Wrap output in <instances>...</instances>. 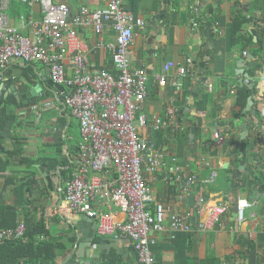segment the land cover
I'll use <instances>...</instances> for the list:
<instances>
[{
	"label": "crops",
	"instance_id": "0c3cea01",
	"mask_svg": "<svg viewBox=\"0 0 264 264\" xmlns=\"http://www.w3.org/2000/svg\"><path fill=\"white\" fill-rule=\"evenodd\" d=\"M64 1L74 10L88 5L99 11L103 6L100 0ZM202 1L125 0L136 19L147 23L144 29H135L131 56L133 68H144L149 74L148 93L142 107L148 126L139 128L141 136L149 142L143 153V174L153 197L149 205L151 209L157 205L165 208L166 228L154 234L155 264H264V146L258 142L264 138V0H223L217 8L213 0H207L198 18L195 7ZM162 8L165 13L152 24L153 16ZM30 13L40 19V4H35ZM206 15L210 17L205 18ZM235 17L241 21L236 32ZM210 22L215 34L212 40L207 31ZM16 24L19 26L20 21ZM81 34L90 46L92 68L118 74L112 54L94 47L99 35L91 28ZM106 36L112 38L113 33L109 30ZM250 54L253 59L249 58ZM205 57H208L209 82L216 89L203 92L201 99L185 104L192 77L188 74L178 77L179 66H187L189 58L202 63ZM169 61L175 62L176 67L167 82L161 84L157 75ZM253 62L256 66H252ZM14 68H18V77H14ZM27 73L30 77H26ZM245 73L251 75L247 83ZM46 76L50 78L48 67L39 61L14 62L6 71L0 68V83L8 78L17 83L30 80L31 87L39 84L42 88L41 99L53 103L42 106L35 114L34 126L31 121L27 127L18 126V118L16 126L9 123L0 132V148L4 147L3 158L8 161L7 168L0 171V210L8 206L16 208L18 223L23 221L30 227H38L34 244L50 243L54 255L42 246L31 253L29 248L25 249L17 257L14 249L9 248L0 256L6 264H59L66 251L74 248L92 227L83 224L81 232L77 222L84 214L68 210L62 192L69 180V172L63 174V171L69 164L60 162L54 166L51 160L71 162L78 144L72 156L66 140L74 116L64 104L62 91L47 86ZM180 79L185 85L181 93ZM179 93H183V100H179ZM250 99H253L254 115L247 109ZM194 103L196 108L190 106ZM186 106L189 111L185 114L186 121H192L197 132H193V127H179L178 137L171 131L168 138V128ZM9 111L14 112L10 108ZM155 117L164 119L166 126L156 129ZM76 122L80 129L77 118ZM216 132H220L221 140L216 138ZM49 152L58 155L51 157L47 155ZM158 153L163 155L162 163L152 172L149 158ZM45 163L51 170L60 166L59 174L52 176L53 190L38 174L36 165ZM240 200L254 202L245 209L242 222L238 220ZM220 203L227 204L229 210L210 230L174 233L170 228L174 214H190L189 222L196 228L206 219L208 204ZM99 207L103 212L112 210L119 220L126 217L124 212L104 202ZM92 238L90 248L98 257L87 260L93 264H142L130 238H104L97 230Z\"/></svg>",
	"mask_w": 264,
	"mask_h": 264
},
{
	"label": "built area",
	"instance_id": "2783aa9c",
	"mask_svg": "<svg viewBox=\"0 0 264 264\" xmlns=\"http://www.w3.org/2000/svg\"><path fill=\"white\" fill-rule=\"evenodd\" d=\"M100 1L103 6L94 11L88 5L74 10L64 0H0V68L6 71L14 62L39 61L48 67L50 79L65 87L64 104L79 120L82 137L76 157L71 160V177L63 190L68 210L96 218L101 237L130 238L140 262L155 264L154 234L166 228L165 208L157 205L151 209L149 205L153 197L143 174V153L149 142L139 132L140 127L148 126L142 107L149 74L144 68H133L131 56L135 29H144L147 23L136 19L125 0ZM17 2L31 10L39 3L42 17L22 13L18 26L11 14ZM89 28L99 35L94 47L112 54L118 74L92 68L90 46L81 34ZM109 30L112 38L106 36ZM191 62L189 58L187 66H179L178 77L187 75ZM174 67L173 61L165 63L157 75L161 84L167 82ZM36 107L42 109L40 104ZM166 124L164 119L155 117L156 129ZM215 136L221 140L220 132ZM162 159L161 153L150 157V171L156 170ZM102 202L124 212L125 219H117L112 210L103 212L99 207ZM253 204L248 200L238 202L239 222L243 221L245 209ZM207 209L206 219L196 228L189 222L190 214H174L170 228L174 233L206 232L221 220L229 206L208 204ZM26 231L23 221L15 228L2 229L0 243L21 238Z\"/></svg>",
	"mask_w": 264,
	"mask_h": 264
},
{
	"label": "water",
	"instance_id": "95a60500",
	"mask_svg": "<svg viewBox=\"0 0 264 264\" xmlns=\"http://www.w3.org/2000/svg\"><path fill=\"white\" fill-rule=\"evenodd\" d=\"M223 0H213L215 3V7L217 8L219 4L222 3ZM207 0H203L196 6L195 8H198V18H200V10L206 5ZM159 5H162L160 1L157 2ZM214 11V10H213ZM165 13V8L160 9L159 14L157 16H153L152 18V24L155 25L156 17H159L161 19V15ZM211 15V13H210ZM210 17V16H207ZM204 18V19H205ZM211 34L210 40L214 37V28L213 24L210 22L208 23V30ZM250 59H253V54L249 55ZM207 59L208 57H205V60L202 63H197V58H192V62L188 65V75L192 77L191 79V86L187 88V94L188 98L184 100L185 104L189 103L190 101H193L196 98H202L203 92H213L216 88L214 83L209 82V76H208V66H207ZM242 61H244L242 59ZM252 66H256V63L253 62ZM151 67V66H150ZM18 68L13 69L14 77H18L17 75ZM246 79L244 80L245 83L250 81L251 75L250 73L243 74ZM50 76V75H49ZM45 80L47 81V86L53 90L55 88L59 92H64L65 87L62 85L55 84L50 78L48 79V76L45 77ZM200 87V88H199ZM203 87V88H202ZM179 92L181 93L182 89L184 90L185 85L182 83V79H180V85H179ZM41 91L42 88L39 86V84L31 87L30 80H23L19 83L11 81L9 78L8 80H4L0 83V102H2L3 99L7 98L10 95H14L16 98V103H11L10 109L14 111V113L18 116L19 122L18 126L21 124H25L26 127L28 126V121L32 122V125L34 126L36 124L35 114L39 112L40 110L36 107L40 104V102L44 101V99H41ZM179 93V100H183V93L182 95ZM62 102V101H61ZM251 104H253V99H250L249 104L247 106V109H249L252 114H255V110L252 109ZM0 104V108H1ZM192 108H196L195 103L190 105ZM189 112L188 106H186L185 110L179 111V116L175 121V124L168 128V131L170 133L168 134V138L171 137V131L176 136V138L179 135V127H193V132H197L196 125L193 124L192 121L188 120L186 121L185 114ZM258 142L263 143L264 146V138L261 137ZM78 151V149L76 150ZM264 152V148H263ZM38 168V174L42 177H44L47 180L48 187L53 190V175L59 174L60 166L56 170H51V168L48 166L47 163L40 165H36ZM241 169V168H240ZM45 173V175H44ZM63 193V192H62ZM83 224H91V230H89L87 235H84L79 238V242L75 244V247L72 249H68L66 251V254L62 257V261H59V264H93L91 260H87V258H95L96 256L94 250L91 247V244L93 242V234L94 230L97 229V219L88 215H84L81 221L77 222V225L80 228V231L83 232V227L85 225ZM107 238V237H104ZM104 240V239H103ZM89 247V248H87ZM136 250V249H135ZM137 253V251H136Z\"/></svg>",
	"mask_w": 264,
	"mask_h": 264
},
{
	"label": "trees",
	"instance_id": "16d2710c",
	"mask_svg": "<svg viewBox=\"0 0 264 264\" xmlns=\"http://www.w3.org/2000/svg\"><path fill=\"white\" fill-rule=\"evenodd\" d=\"M25 9L18 2L13 5V8L11 10V14L13 16L14 23L19 21L18 17L20 14L24 13L23 10H25ZM28 11H29L28 13H24V14L29 15L30 14V8ZM233 26H234L233 27L234 32L239 31L240 27H241L240 19H236V17H235V24ZM235 35H236V33L233 34L234 37H235ZM26 77H30L28 73L26 74ZM27 79H30V78H27ZM11 103H16V98L14 95H10L7 98H5L4 100H2V102H0V104L2 105L0 108V132L9 123L16 126L15 124L18 120V116L14 112L9 111ZM20 149H19V151H21ZM3 153H4V147L2 146L0 148V171H4L8 165V161H6L3 158ZM51 160L53 161L54 166L60 162L65 166L69 164V168L67 170H64L63 174L66 172L67 173L69 172L68 178H70V176H71L70 174L72 173V163L69 162L68 159H65L63 161H59L58 159L51 158ZM17 225H18V216H17L16 208H13L11 206L2 208L0 210V230L6 229V228H15ZM27 226H28L27 232L25 233V235L23 237L3 241L0 243V256H2L5 253V251L9 248H13L14 252H16V254H17V257H19L25 253V249L27 250L29 248L30 253H31L32 251H34V248L42 249L43 248L42 246H44V248L47 251L52 252V253H50L51 256L54 255L53 254L54 250L53 249L51 250L50 249L51 247H49L50 243H44V242L40 241V242H38L37 246L34 244L35 243L34 237H35V235L38 234L37 233L38 230L35 228H38V227L33 226V225L30 227L29 224H27ZM42 229H44V228H42ZM16 254L14 255L12 260L15 259ZM3 259L4 258H0V264H6V263H4ZM12 260H10V261H12Z\"/></svg>",
	"mask_w": 264,
	"mask_h": 264
},
{
	"label": "rangeland",
	"instance_id": "374dc122",
	"mask_svg": "<svg viewBox=\"0 0 264 264\" xmlns=\"http://www.w3.org/2000/svg\"><path fill=\"white\" fill-rule=\"evenodd\" d=\"M21 6H23L24 7V9L25 10H23V12L24 13H28L29 11V7H28V5H26V4H22V3H19ZM40 105H41V107L43 106H45L46 105V102L45 101H42V102H40ZM42 110V109H41ZM43 112V111H42ZM70 112V111H69ZM43 115H48V114H46L45 113V111L42 113ZM74 118V122H73V125L70 127V129H69V131H68V138H67V140H66V143L69 145V147H70V151H71V155L72 156H75V146L77 145V144H79L78 142H80V129H79V127H78V125H76V117H73ZM48 156H51V157H54L55 155H58V153L56 154L55 152H49L48 154H47Z\"/></svg>",
	"mask_w": 264,
	"mask_h": 264
}]
</instances>
